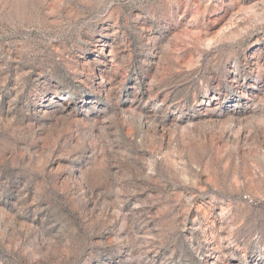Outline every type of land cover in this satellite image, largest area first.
Here are the masks:
<instances>
[{"label": "rangeland", "instance_id": "rangeland-1", "mask_svg": "<svg viewBox=\"0 0 264 264\" xmlns=\"http://www.w3.org/2000/svg\"><path fill=\"white\" fill-rule=\"evenodd\" d=\"M0 264H264V0H0Z\"/></svg>", "mask_w": 264, "mask_h": 264}]
</instances>
